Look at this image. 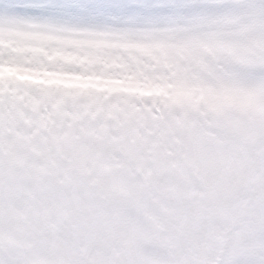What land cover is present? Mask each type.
I'll return each instance as SVG.
<instances>
[{
    "label": "snow or ice",
    "instance_id": "1",
    "mask_svg": "<svg viewBox=\"0 0 264 264\" xmlns=\"http://www.w3.org/2000/svg\"><path fill=\"white\" fill-rule=\"evenodd\" d=\"M0 264H264V0H0Z\"/></svg>",
    "mask_w": 264,
    "mask_h": 264
}]
</instances>
